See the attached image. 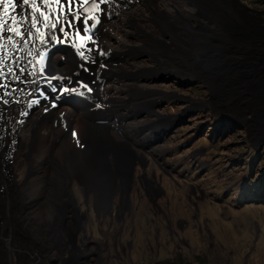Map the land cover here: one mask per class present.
<instances>
[{"label":"bare ground","instance_id":"obj_1","mask_svg":"<svg viewBox=\"0 0 264 264\" xmlns=\"http://www.w3.org/2000/svg\"><path fill=\"white\" fill-rule=\"evenodd\" d=\"M253 12L244 0H2L0 242H74L84 259L75 185L126 218L147 163L138 148L174 121L159 109L167 94L148 86L154 75L202 76L264 133V24ZM147 173L138 177L154 193Z\"/></svg>","mask_w":264,"mask_h":264},{"label":"rangeland","instance_id":"obj_2","mask_svg":"<svg viewBox=\"0 0 264 264\" xmlns=\"http://www.w3.org/2000/svg\"><path fill=\"white\" fill-rule=\"evenodd\" d=\"M244 2L264 24V0ZM202 78L169 72L148 79V86L167 94L159 109L174 120L151 149L138 148L146 156L148 176L159 182L156 194L136 181L130 211L119 220L115 206L99 211L75 185L78 206L88 219L77 234L83 242H75L84 259L74 261L80 254L74 242H0V264H34V252L42 254L38 264H97L98 257L103 264L178 257L188 264H264V133L242 101ZM151 119L160 122L157 116ZM120 134L132 142L130 131L120 129ZM25 170L16 169L18 183Z\"/></svg>","mask_w":264,"mask_h":264},{"label":"flooded vegetation","instance_id":"obj_3","mask_svg":"<svg viewBox=\"0 0 264 264\" xmlns=\"http://www.w3.org/2000/svg\"><path fill=\"white\" fill-rule=\"evenodd\" d=\"M146 166H147V163H144V165L142 166V168H140L139 170H141V169H144L145 171H146V173L148 172V168H146ZM145 167V168H144ZM145 173V174H146ZM144 175V174H143ZM137 181H140L144 186H145V188L148 190V188L146 187V185H145V183H144V179L142 180V178L139 176L138 178H137ZM154 188H153V190H154V193L156 194L157 193V190H160V187H158L159 185H158V183L156 182V181H154ZM158 185V186H157ZM148 192L150 193V194H152L153 192H151L150 190H148ZM153 193V194H154ZM161 210H163V209H161ZM166 220H167V222H168V219L167 218H165ZM161 220L163 221L164 219L163 218H161Z\"/></svg>","mask_w":264,"mask_h":264},{"label":"trees","instance_id":"obj_4","mask_svg":"<svg viewBox=\"0 0 264 264\" xmlns=\"http://www.w3.org/2000/svg\"><path fill=\"white\" fill-rule=\"evenodd\" d=\"M147 264H188L185 261V258L178 257L177 259L174 260H169V261H162V262H153V263H147Z\"/></svg>","mask_w":264,"mask_h":264},{"label":"snow or ice","instance_id":"obj_5","mask_svg":"<svg viewBox=\"0 0 264 264\" xmlns=\"http://www.w3.org/2000/svg\"><path fill=\"white\" fill-rule=\"evenodd\" d=\"M0 2H2V0H0ZM14 2L17 4V6H19L21 3H28V0H14Z\"/></svg>","mask_w":264,"mask_h":264}]
</instances>
